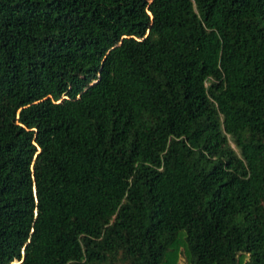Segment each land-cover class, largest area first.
Returning <instances> with one entry per match:
<instances>
[{"label":"trees","instance_id":"1","mask_svg":"<svg viewBox=\"0 0 264 264\" xmlns=\"http://www.w3.org/2000/svg\"><path fill=\"white\" fill-rule=\"evenodd\" d=\"M264 264V0H0V264Z\"/></svg>","mask_w":264,"mask_h":264},{"label":"rangeland","instance_id":"2","mask_svg":"<svg viewBox=\"0 0 264 264\" xmlns=\"http://www.w3.org/2000/svg\"><path fill=\"white\" fill-rule=\"evenodd\" d=\"M176 264H186V260L184 258V255L181 252H179L177 255Z\"/></svg>","mask_w":264,"mask_h":264}]
</instances>
